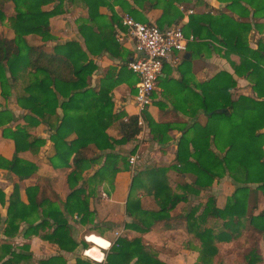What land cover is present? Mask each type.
<instances>
[{"label":"trees","instance_id":"trees-1","mask_svg":"<svg viewBox=\"0 0 264 264\" xmlns=\"http://www.w3.org/2000/svg\"><path fill=\"white\" fill-rule=\"evenodd\" d=\"M73 1L75 0H69V2ZM77 1L88 6L90 16L93 15V8H96L98 3L104 2V0ZM219 1L229 2L228 8L241 17L251 16L254 20L264 18V0ZM52 2L53 0H0V23L7 25L13 32L10 38L0 36L1 95L8 98L11 94L10 90L19 85L22 94L17 96L16 103L27 111L23 114V118L30 126L38 124L47 116L55 115L56 108L61 107L62 117L50 136L55 150L50 162L55 168L68 167L73 155L71 165L74 168L67 176L71 191L64 206L66 208L72 206V212L77 211L84 221V217L90 214L84 200V187L75 188V185L82 177L84 168L96 160V157L87 156L84 149L89 144H93L101 151L111 149L115 143H126L139 132L137 116L125 115L123 119L124 115L121 114L119 117L113 112L110 94L113 83L123 82L122 75L126 76L129 85L134 84L138 78L126 68L133 55L127 49L120 48L115 42L114 27L111 24L109 25L112 30L109 31L108 36L98 35V38L90 36L89 33L94 32L91 27L84 26V19L78 25L85 39L86 49L90 53L96 54L105 50L123 61L118 78L112 79L113 83L111 82L107 87L106 84L111 77H105L99 90L88 84V79L96 66L77 41L56 43L50 49L44 44L30 45L26 40L29 34L39 36L43 42L54 39V35L50 33L49 19L62 12L60 8L62 0L53 8L46 9L45 7ZM178 11L176 8L172 17L174 20L181 15ZM119 24L122 26L121 20ZM188 24L192 27V31L184 30L187 34L191 32L200 40L204 37L215 39L222 45L219 51L233 50L243 56L236 72L250 77L252 89L256 93L255 96L242 95L238 100H233L230 89L235 86L236 81L226 71H220L205 83L208 88L209 86L212 88H209L211 93L207 92L200 102V108L206 115L207 121L203 125L195 122L189 129L183 131L175 154L179 165L175 168L182 173L193 174L192 183L185 184L184 187L195 193H199L201 189H208L215 178H221L226 173L242 185L235 188L223 208L216 206L213 196H207L199 222L195 221L193 212L186 215L188 229L203 224L200 230L195 232L201 241L199 250L201 263L207 262L217 254L216 243L233 242L239 252L244 250L243 264H262L258 243L260 235L264 233V211L258 214L247 212L250 188L244 184L257 183L255 189L261 190L264 194L262 149L264 131H261L264 128V41L259 38L256 47L252 48L247 41L252 23L237 21L221 11L215 15H192ZM109 25L106 24L107 27ZM253 26L264 34V23L256 21ZM88 29L89 33L86 32ZM206 45L208 46V43ZM217 109L225 111L217 112ZM142 116L148 120L152 133L167 129L164 124L153 123L147 117L145 110ZM118 117L121 119L119 122L121 137L114 139L106 133V128L114 118ZM14 119L10 109H0V127L4 126L1 129L2 135L11 138L15 147L11 159L0 156V167L11 170L22 179L35 172L36 166L18 157L17 153L32 146H39L44 141L36 137L30 139L27 126L16 124L14 128L5 127ZM72 132L76 137L68 141L66 137ZM213 145L217 151L212 149ZM105 155L104 163L93 177H100L102 180L109 171L113 176L120 170H129V156H119L110 152H106ZM162 171L164 170L147 171L149 180L151 178L153 181L151 188H155L153 194L157 203L159 202V210L154 212L141 209L138 199H135L133 194L145 173L139 172L133 176L126 205L128 214L134 218L130 226L140 228L142 231L147 230L156 220L168 218L169 210L178 201L184 199L182 195L170 194L168 186L161 177ZM31 189L33 188L27 187L26 193ZM17 193L18 188L15 187L10 196L5 219L0 215V223H6L4 231L8 235L18 229V219L25 220L26 216L40 205L32 198L29 205H23L19 202ZM0 201H4V193L1 190ZM135 208L137 212H134ZM44 215L51 218L52 223L44 219L39 225L53 226L52 231L44 234V237L58 244L61 249L73 250L77 244L70 237L62 212L55 205H51L50 209L44 211ZM210 218L219 221L214 226L218 228L216 233L206 223ZM7 254H10L11 258L4 264L27 257L13 251L9 244L0 243V259ZM132 259H135L132 264H166L148 247L142 245L139 238L132 240L118 238L107 253L105 264H129ZM40 264H65V260L61 255H56L40 261ZM76 264L89 263L78 257Z\"/></svg>","mask_w":264,"mask_h":264},{"label":"crops","instance_id":"crops-1","mask_svg":"<svg viewBox=\"0 0 264 264\" xmlns=\"http://www.w3.org/2000/svg\"><path fill=\"white\" fill-rule=\"evenodd\" d=\"M59 2L60 0H53L45 8L51 9ZM228 4L229 2L219 0H104V2L98 3L96 8H93V15L90 16L87 5H83L77 0L73 2L62 0L60 7L62 12L49 19L50 33L54 35V39L46 42L40 40L41 44H44L48 49L56 43L77 41L96 66L88 79V84L95 90H99L105 77H111L109 83L106 84L107 87L111 82L113 83L112 79L118 78L123 61L105 50L92 54L86 49L85 39L78 29V25L83 19L84 26L91 27L94 32L89 33V29L86 30L93 38L98 35L108 36L109 31L112 30L109 25L111 24L114 27L115 42L120 48L127 49L133 55V41L126 28L119 24L123 13H130L140 22L160 25L162 28L180 24L183 31H192V27L188 24L192 15H215L221 11L234 17L237 21L252 23V28L247 34V41L252 48H255L259 38L264 41V34L253 26V23L256 21L264 23V18L254 20L251 16L249 18L241 17L231 11ZM178 5H183L184 10L180 9ZM176 8L179 10L178 12H181V15L174 20L172 17ZM189 10H192V13L188 12ZM190 34L194 35L191 32ZM12 36L13 32L8 38ZM30 37H37V35L29 34L26 39ZM220 48L222 45L215 39L204 37L203 40H200L195 36L194 41L188 43L185 51H174L163 62L161 73L152 93L151 103L145 111L153 123L164 124L167 129L152 133L148 120L143 118L142 125H138L139 132L126 143H115L113 148L102 151L95 148L93 144H89L84 149L87 156L96 157L90 166L84 168L81 173L82 177L75 185V188L84 187V200L90 212L84 217V221L81 220L82 215L77 211L72 212V206L67 208L64 206L71 191L67 176L74 168L71 165L73 155L68 167L55 168L50 162V157L55 151L50 136L54 133L55 127L62 117L61 107L56 108L55 115L47 116L38 124L30 126L23 118V114L27 111L15 102L16 113H13L15 121L6 124L5 127L14 128L16 124L27 126L26 130L31 136L30 139L36 137L44 142L39 146H32L28 150L17 153L18 157L36 166L35 172L28 177L21 179L11 170L0 167V190L4 193V201H0V215L3 219L6 217L10 196L15 187L18 188L19 202L23 205H29L31 198L40 203L36 210L26 216L25 220H17L18 229L11 234L8 235L4 231L6 223H0V243L9 244L13 251L27 256L7 264H40V261L56 255H61L65 264H76L78 257L89 264H105L106 255L110 251L112 242L118 238L127 240L139 238L142 245L148 247L159 260L166 264H219L217 258L220 250L229 245L216 243L217 254L207 262L201 263L199 252L201 241L195 232L200 230L203 224H197L196 227L193 226L189 230L186 215L193 212L195 221L199 222V216L207 196H213L216 206L223 208L235 188L242 184L234 181L226 173L221 178H215L208 189H201L199 193L190 191L184 185H190L194 176L190 172L182 173L175 168L176 165H179L175 154L183 131L189 129L195 122L201 125L206 123L207 117L200 108V102L207 92L211 93V86L209 89L205 83L209 82L217 73L226 71L236 81L235 86L230 89L233 100H238L242 95H256L252 89L250 77L247 74L236 72L243 56L233 50L219 51ZM126 68L128 69L127 65ZM121 78L123 82L113 83L110 90L113 112L119 117L121 114L124 115L123 119H125V115L138 116L134 101L136 82L129 85L125 75H122ZM119 117L114 118L106 128V133L114 139L121 137L119 123L121 119ZM3 127H0V156L11 159L15 147L11 138L2 135ZM261 131H264V128ZM75 137L76 134L72 132L66 139L69 141ZM212 149L217 151L215 145L212 146ZM262 149L264 153V142ZM106 152L124 157L137 155L134 169L128 162L129 170H120L113 176L109 171L106 176L102 177V180L100 177H93L104 163ZM158 169L164 170L161 172V177L168 186L170 194L182 195L184 199L178 201L169 210L168 218L156 220L147 230L142 231L140 228L130 226L134 218L128 214L126 208L131 181L137 173H145L141 177L142 182L137 185L133 193L134 197L138 199L141 209L158 211L159 202L157 203L153 194L155 188H151L153 181L151 178L149 180L150 176L147 174L148 170ZM244 185L250 188L247 212L258 214L264 211V194L261 190L255 189L258 184L247 183ZM27 187L33 189L26 193ZM51 205H55L62 212L67 222L70 237L77 244L73 250L61 249L58 244L44 237V234L52 231L53 226L39 225V223L44 219L45 221L48 219V223H52V219L44 215V211L50 209ZM135 211L137 212L136 208ZM206 223L212 227L214 233L218 231V228L214 227L219 223L218 220L210 218ZM115 232L119 234L115 235ZM85 237H88L89 240ZM90 237L96 239H90ZM103 242L109 243L110 247L105 248ZM229 247L235 248L234 246ZM258 247L262 258L261 262L264 264V233L260 235ZM236 250L238 251L237 248ZM88 253H92V255H88ZM100 255L103 256V260L93 258ZM9 258H11L10 254L5 255L0 259V264H4ZM134 260L132 259L129 264H132ZM243 263L242 258L238 264ZM225 264H232V261L226 260Z\"/></svg>","mask_w":264,"mask_h":264},{"label":"built area","instance_id":"built-area-1","mask_svg":"<svg viewBox=\"0 0 264 264\" xmlns=\"http://www.w3.org/2000/svg\"><path fill=\"white\" fill-rule=\"evenodd\" d=\"M184 10L183 5H178ZM188 12L192 13V10ZM121 24L126 28L133 41V56L127 67L137 75L135 83L134 101L138 110L137 124L143 123V111L150 105L152 93L161 73L163 62L174 51H185L189 42L195 37L186 34L180 24L159 27L135 20L129 13L121 15ZM137 155H130L129 164L134 169ZM103 195L105 193H102ZM115 232V235H118ZM87 240L88 237H85ZM116 241L112 242V245Z\"/></svg>","mask_w":264,"mask_h":264},{"label":"rangeland","instance_id":"rangeland-1","mask_svg":"<svg viewBox=\"0 0 264 264\" xmlns=\"http://www.w3.org/2000/svg\"><path fill=\"white\" fill-rule=\"evenodd\" d=\"M10 30L11 29L7 25L0 23V36H5V37L11 36V32L12 31H10ZM26 40H27V42L30 45H33V44L39 45V44H41V40H40V38L38 36L37 37H30V38H27ZM7 77H8V80L10 81L8 73H7ZM10 93L11 94H10V96L8 98H4L1 95V88H0V109L8 108V109H10L12 111V113H16L15 110H14V107L16 105L15 104L16 98H17V96L22 94L19 85L17 84L16 87L14 86L10 90ZM12 121L14 122L15 119L12 120ZM227 245L234 246V243L231 242V243H228ZM229 246H225V247H223L220 250L219 257L217 258V259H219V264L220 263L221 264H225L226 260L227 261H232V264H238L242 260L244 250L241 251V252H238L236 250V248H231Z\"/></svg>","mask_w":264,"mask_h":264},{"label":"clouds","instance_id":"clouds-1","mask_svg":"<svg viewBox=\"0 0 264 264\" xmlns=\"http://www.w3.org/2000/svg\"><path fill=\"white\" fill-rule=\"evenodd\" d=\"M90 239H96L95 237H90ZM104 243V247L105 248H108V247H110V244L109 243H107V242H103ZM88 255H92V253H88ZM94 259H97V260H103V256L102 255H100V256H95V257H93Z\"/></svg>","mask_w":264,"mask_h":264},{"label":"water","instance_id":"water-1","mask_svg":"<svg viewBox=\"0 0 264 264\" xmlns=\"http://www.w3.org/2000/svg\"><path fill=\"white\" fill-rule=\"evenodd\" d=\"M216 111L217 112H224L225 110L224 109H217Z\"/></svg>","mask_w":264,"mask_h":264}]
</instances>
